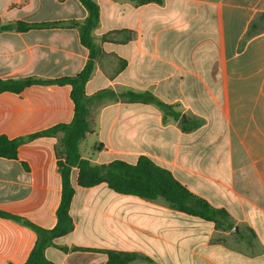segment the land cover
I'll return each mask as SVG.
<instances>
[{"label": "crops", "instance_id": "obj_1", "mask_svg": "<svg viewBox=\"0 0 264 264\" xmlns=\"http://www.w3.org/2000/svg\"><path fill=\"white\" fill-rule=\"evenodd\" d=\"M95 1L100 22L93 35L103 54L86 95L149 92L179 118L164 117L153 104L120 98L95 102L86 140L97 138V154L82 157L102 165L135 164L148 156L193 194L226 210L233 226L218 227L163 200L115 193L105 183L83 188L72 174L74 229L56 245L134 252L139 258L133 264H264V0H165L142 6ZM87 17L79 0H0L3 23ZM88 59L76 28L0 35L3 79L75 76ZM71 90L37 85L1 94L0 135L15 139L70 123ZM184 115L187 122L179 124ZM61 137L24 144L15 160L0 158L1 211L44 229L56 226L62 181L55 146ZM36 241L34 231L0 217V264H24ZM46 257L55 264L107 263L103 253L54 247Z\"/></svg>", "mask_w": 264, "mask_h": 264}, {"label": "trees", "instance_id": "obj_2", "mask_svg": "<svg viewBox=\"0 0 264 264\" xmlns=\"http://www.w3.org/2000/svg\"><path fill=\"white\" fill-rule=\"evenodd\" d=\"M88 12L84 21H67L51 23H27L14 21L3 23L0 20V35L4 32L25 33L30 30L49 28H76L79 31L80 42L89 51V59L80 73L75 76L44 80L36 77L20 79H3L0 77V95L3 93L20 94L27 88L37 85H70L71 99L74 103V118L70 123H61L46 130L30 135L10 139L0 135V158L15 160L18 158L19 148L43 137H62L56 147L58 155V172L62 181V197L57 209V224L52 229H44L26 218L12 215L0 210V217L13 220L37 235V241L24 264H55L46 257L48 248L54 247L68 252H98L107 255L106 264H133L138 261V254L134 252H120L113 250H97L90 248L72 249L59 247L55 241L71 233L74 223L70 214L75 196L72 181L73 171H79L77 184L83 188H92L107 184L110 190L122 195H133L144 200H163L170 208L199 217L207 222L215 223L218 227L231 229L229 214L224 209L212 206L207 200L193 194L167 169L158 166L148 156H140L135 164L123 160H115L108 164L93 165L81 155L80 146L91 131L89 121L91 106L95 102L105 99L120 98L130 103H144L156 105L164 113V117L172 116L176 119L172 106L165 104L149 92L134 93L131 91L116 94L111 90H104L88 97L85 87L95 70L96 62L103 51L96 43L94 31L99 27L100 8L95 0H79ZM142 6L150 3L162 5L165 0H130ZM264 20V13L260 16ZM122 69V68H121ZM187 125L182 128L187 130ZM194 128V126H192ZM141 260L153 263L150 258L142 256Z\"/></svg>", "mask_w": 264, "mask_h": 264}, {"label": "rangeland", "instance_id": "obj_3", "mask_svg": "<svg viewBox=\"0 0 264 264\" xmlns=\"http://www.w3.org/2000/svg\"><path fill=\"white\" fill-rule=\"evenodd\" d=\"M87 138V137H86ZM86 140V139H85ZM83 141L82 144H81V153L82 155L86 156V157H93V154H97V152L93 149L94 147V144L98 141L97 138L95 137H88V139L86 141ZM60 141V140H59ZM59 141L58 143L56 144L55 146V155H56V158H57V162H58V155H57V150H56V147L58 146L59 144ZM98 143V142H97ZM95 149H97V144L95 145ZM90 161V160H89ZM91 162V161H90ZM94 165V164H93ZM58 166V165H57ZM73 174L74 176H76V181L78 179V174H79V171L78 170H74L73 171Z\"/></svg>", "mask_w": 264, "mask_h": 264}, {"label": "water", "instance_id": "obj_4", "mask_svg": "<svg viewBox=\"0 0 264 264\" xmlns=\"http://www.w3.org/2000/svg\"><path fill=\"white\" fill-rule=\"evenodd\" d=\"M187 122V118H186V116L184 115V116H182V118L179 120V124H184V123H186ZM235 232H238V229L237 228H235L234 230H233V233H235ZM138 258H139V256H138Z\"/></svg>", "mask_w": 264, "mask_h": 264}]
</instances>
